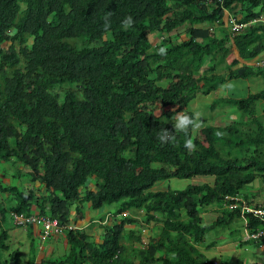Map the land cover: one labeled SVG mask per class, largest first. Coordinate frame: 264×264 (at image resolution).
I'll list each match as a JSON object with an SVG mask.
<instances>
[{"label":"trees","instance_id":"16d2710c","mask_svg":"<svg viewBox=\"0 0 264 264\" xmlns=\"http://www.w3.org/2000/svg\"><path fill=\"white\" fill-rule=\"evenodd\" d=\"M222 6L240 20L264 17V0H223ZM222 6L219 0H0V159L27 166L30 180L44 189L38 195L10 186L15 202L0 203V264H18L15 253L3 256L10 210L38 207L65 223L72 206L80 218L85 202L98 208L120 201L116 213L143 209L146 223L162 224L136 249V258L123 254L129 245L121 240L137 220L122 216L102 227L101 241L69 229L65 257L35 261L33 254L27 264H211L199 247L206 231L238 217L246 220L240 231L246 236L263 227L261 216L227 208L202 223L200 207L226 196L264 205L246 190L256 178L264 184V66L246 63L264 53V23L232 36L243 62L233 56L221 71L204 72L205 58L220 54L225 63L232 53ZM109 11L112 24L105 32ZM128 15L135 24L124 31L121 21ZM217 20L221 36L204 25ZM179 27L184 38H178ZM151 32L161 37L155 45ZM162 46L165 56L156 54ZM249 76H260L262 88L218 99L240 110L241 119L191 132V151L183 133H174L175 142L157 139L163 129L174 131L178 111L193 113L188 104L197 94ZM197 175L213 179L150 190L159 180ZM90 179L94 188L87 186ZM128 233L125 238L141 240L135 230Z\"/></svg>","mask_w":264,"mask_h":264},{"label":"rangeland","instance_id":"374dc122","mask_svg":"<svg viewBox=\"0 0 264 264\" xmlns=\"http://www.w3.org/2000/svg\"><path fill=\"white\" fill-rule=\"evenodd\" d=\"M184 30H180L178 32V38H183L182 33ZM217 36H221L222 32L220 29L216 30ZM149 38L152 43H157L159 41V35L155 32L149 34ZM232 53L229 54L225 58V63L220 61V54H215V57H210L209 59L205 58L204 63L207 62V65L203 67L204 72L212 71L215 69V71L222 70L224 69V66L226 63H229V61L232 59L233 56H235L236 49L234 46H232ZM208 70V71H206ZM231 83L232 87L226 88L222 87V85L217 88L216 90H213L209 93L206 94H197L196 97L188 104V109L192 110L193 112H198L200 113V121H201V126L194 130L193 133H196L200 128H202L205 125H219V126H224L232 121L239 120L242 117V112L238 110L235 106L225 104V103H220L219 98L223 96H232L235 98L243 97L249 92H256L260 88H262V79L260 76H249L247 78H233L225 82L223 85H226L227 83ZM260 104V103H258ZM259 106V105H258ZM257 107V110H260V108ZM156 113H159V109L155 110ZM259 115L261 114L260 111H258ZM261 119H264V113L261 114ZM28 167L24 166L22 163L13 161L11 160H6V161H0V175L1 173H5L6 181L8 179L11 180V183L5 182V180L1 179L3 181V185H13L16 187L17 191H28L27 186H31L33 189L38 185V182H32L30 180V175L28 174ZM213 179V176L211 175H197V176H192L190 178H176L172 177L164 182L159 181L158 183V188L164 189L166 187L173 188V189H180L184 188L188 184H195V183H201V182H211ZM155 183V184H157ZM2 185V183L0 182ZM155 186V185H154ZM157 187V186H156ZM249 194H254L258 195L261 202H264V184L261 182V178H256L254 182L248 186L246 189ZM2 197V199H7V203L9 204L10 202L14 201V193L10 191L9 195H5ZM119 202H112V203H107L103 204L102 206L98 208H91L93 211H96L97 217H104V215L109 212L113 214L112 212L119 206ZM219 202L212 203L210 205L203 207H200L201 210V216L203 219L204 223H209L211 222L215 216H216V207L213 206H219ZM210 208V209H209ZM86 211V209H85ZM208 211V212H207ZM146 216L144 215V218ZM8 219V218H7ZM115 220V219H113ZM151 223V222H150ZM242 219H234L231 221V223L228 226H218L208 232L205 236L204 242L201 244H204V247H202V250L205 251V255L207 258H213L217 257L218 255L214 252L212 248H209L207 244L209 243L210 240H227L230 239L231 237L229 236L230 233H233V236H239L240 231L242 230ZM5 227L9 228V225L4 222L3 224ZM135 229L137 227L134 225L133 226ZM130 226H127L124 231V235L127 236L126 232L128 233ZM160 226L156 223H153L151 226V232H148L147 229H145L148 233L151 235H156ZM129 234V233H128ZM121 240V242L125 245L127 242H129L128 237ZM19 239V236H11V244L10 248L5 250L3 252V256L7 257L8 253H11L13 247L18 248V253H17V260L18 262L25 264L27 261L28 256L30 255L31 251L30 247L23 245L22 240L20 239V242H17ZM30 240L34 241V246H46V243L40 242L37 237L30 238ZM252 244H256L253 242ZM128 250L123 253L124 255H128V257L134 258L136 255V249L138 250L142 246L135 245L134 243L130 242L128 243ZM257 245V244H256ZM134 248V250H133ZM249 248H253L251 245L244 246L242 245L239 248H235L233 252L223 255V259L228 258V262L233 264L236 262V260H244L246 262L250 261H256V253L253 251H249ZM160 251V250H159ZM157 251L156 254H159L160 252ZM67 253L61 254H56L55 256H51L53 259H60L62 257H65ZM8 258V257H7ZM240 262V261H239ZM48 264V263H47Z\"/></svg>","mask_w":264,"mask_h":264},{"label":"clouds","instance_id":"9594fccd","mask_svg":"<svg viewBox=\"0 0 264 264\" xmlns=\"http://www.w3.org/2000/svg\"><path fill=\"white\" fill-rule=\"evenodd\" d=\"M219 2H220V4H221V6H222V3H223V0H219ZM222 10H223V17H222V20H223V22H224V27H226L227 28V31H228V33H229V36H230V38H231V43H232V45H233V41H232V34H231V32H230V29H229V26H228V24H227V14L229 13V14H234V13H232V12H229V10L227 9V8H225V7H223L222 6ZM112 15H113V12H111V11H109V12H107V14L103 17V25H102V27H103V30L105 31V32H108L110 29H111V24H112V21H111V17H112ZM237 18H238V20H240V17L237 15V14H234ZM250 19H252V18H250ZM249 19H247V20H240V21H248ZM219 23H220V21H215L213 24H204L205 26H207V28H208V30L211 32V33H213V34H216V30L218 29V27H219ZM256 23V22H255ZM255 23H252V24H255ZM257 23H261V22H257ZM264 23V22H263ZM134 24H135V20H134V18H133V16H131V15H128V16H126L122 21H121V27H122V29L124 30V31H127V30H129L130 28H132L133 26H134ZM251 25V24H250ZM248 27V26H247ZM180 28V27H179ZM178 28V29H179ZM184 28V27H183ZM177 29V30H178ZM177 32V31H176ZM151 33H153V32H151ZM156 33V32H155ZM238 33H240V32H238ZM238 33H236V34H238ZM150 34V33H149ZM158 34V33H157ZM178 34V33H177ZM185 34V33H184ZM159 35V34H158ZM217 35V34H216ZM235 35V34H234ZM149 36V35H148ZM159 40H161V37H160V35H159ZM150 39V38H149ZM151 41V40H150ZM159 42V41H158ZM157 42V43H158ZM152 43V42H151ZM156 43H152V45H155ZM234 46V45H233ZM234 48H235V46H234ZM236 49V48H235ZM237 50V49H236ZM232 51H233V49H232ZM157 55H161V56H165V55H167V47L166 46H162V47H160L159 49H158V51H157V53H156ZM236 58H238L239 60H241V58L238 56H235ZM261 59H264V55L263 56H259L255 61H253V62H246L247 64H252V65H259V66H264V65H262V64H259L258 62L261 60ZM222 87H226V88H231L232 87V84L229 82V83H227L226 85H222ZM247 95V94H246ZM245 95V96H246ZM172 126H173V129H174V131H169V130H167V129H163L162 131H161V133L158 135V137H157V139L162 143V144H166V143H170V142H175V140H176V136H175V134L174 133H183L184 134V136H185V141H184V147L186 148V149H188V150H194L195 149V145H194V142H193V139H192V137H191V132H193L194 130H196V129H198L200 126H201V121H200V113H198V112H193L191 115H189L187 112H185V111H178L177 112V114H176V116H175V118H174V121L172 122ZM215 135L217 136V137H221V136H223V133L222 132H219V131H217L216 133H215ZM12 160H13V158H11ZM0 161H3L2 159H0ZM14 161V160H13ZM4 162V161H3ZM3 175H5V173H1V175H0V178L1 179H3ZM0 179V181H1V183H2V185L0 184V203L3 205V206H9V205H12L14 202H15V195H14V201L12 202V203H9V204H5V200L6 199H2V197L4 196L3 194L6 192V191H12V192H14V190H11L12 188L10 187V186H13V185H3V181ZM165 180H167V179H165ZM165 180H159V181H162V182H164ZM159 181H157V182H159ZM35 182H37V181H35ZM156 182V183H157ZM155 185V186H154ZM151 188H150V190H165V189H167L168 187H166V188H164V189H161V188H158V183L157 184H154ZM87 186H91V187H93L94 188V184H93V181H91V179L87 182ZM157 186V187H156ZM29 188H32L31 186H29ZM29 188H27V189H29ZM37 189H39V191L41 190V192L40 193H42L43 194V191H44V189H43V187H42V185H40V183L38 182V185L35 187V193L36 194H40L38 191H37ZM43 190V191H42ZM243 197V196H242ZM242 197H240V196H238V195H234V196H226V198H225V201L223 202V203H220V205L219 206H213V207H216L215 209H216V216H215V218L214 219H216V217L218 216V214H220V209H222V208H227V209H229L230 211L231 210H235V209H239L242 213H244V211H246V212H248V213H252V215H253V217H255V216H257V217H260L261 216V221H262V223H261V226L263 225V227H260V228H257V227H255L254 228V231L253 232H251V233H249V234H247V236L245 235V236H242L241 237V239L243 238V240L241 241V242H245V240H247V239H249V238H253L255 241H253V242H255V243H257L258 245H264V234L263 235H260V236H256V234H257V232H259V231H261V230H263L264 229V215H255L254 213H253V209H255V208H259V209H263L264 210V205L263 204H257V205H251V203H245V200H244V198H242ZM233 203H238V204H236V206H231ZM89 205V206H88ZM89 207L90 209H91V207H90V204L88 203V202H85V203H83L82 204V208H83V210H82V213H84V211H85V209H86V207ZM117 209H118V207L112 212L113 214H111V213H109V212H107L105 215H104V217H95V218H93V219H91L89 222H88V224L86 225V226H83V225H78L77 224V221L80 219V218H76V216H77V212H76V210H75V208H74V206H72L71 208H70V210H69V213H68V219H67V221L65 222V223H62L61 221H60V219H59V217L58 216H56V215H50V214H48V213H41L40 211H39V209H38V207H36L34 210H32L30 213H24V212H18V211H12V210H10L9 211V214H8V221H9V223H10V225H12L13 227H15V228H29V227H36L37 228V236H38V238H39V241L40 242H45V241H47L48 239H50V238H52V237H54V236H57V235H64L65 236V238H66V232H67V230H69V229H84V227H88L89 225V227H93V226H96V227H98L97 228V234L94 236V237H92V238H90V239H95V240H99V241H101V239H102V236H103V229H102V227H104L105 225H108V224H111L113 221L114 222H118L119 221V218L120 217H122V216H132V217H134L137 221L135 222V224H128L127 226H130V228L129 229H133V230H135L136 231V233H139L140 234V236H141V240H137V238H132V236H130L129 235V242H127V244L128 243H130V242H132V243H134L135 245H138V246H142L141 248H139V249H141L142 250V248H144L147 244V241H148V239H149V237H151V236H155V235H151L150 233V236L149 237H146V238H144V236H143V233H145V232H147L145 229H147L148 230V232H151V226L153 225V223H156V224H158L159 226H161L162 224L161 223H159V222H154L153 220L151 221V223L149 222V223H146L145 222V218H144V215L146 216V214H145V212H144V210L143 209H137V210H134V211H132V210H124V211H122V212H120V213H116L117 212ZM210 209V208H209ZM75 210V215L73 214L72 216H71V212L70 211H74ZM208 212V211H207ZM14 213H17V214H20V213H22V214H24L25 216H31V215H33V216H37V217H41V218H45V219H49V220H55L56 221V225H57V228H58V230L56 231V232H49L48 234H45L44 233V227L42 226V224H40V223H31V222H23V223H21V224H17V223H15L14 222V220H13V214ZM113 219H115V220H113ZM213 219V220H214ZM234 219H236V218H234ZM233 219V220H234ZM237 219H242L243 220V223H242V225H246V220L243 218V217H238ZM212 220V221H213ZM211 221V222H212ZM111 222V223H110ZM211 222H209V223H211ZM202 223L203 224H207V223H204L203 222V219H202ZM3 224H4V222H3ZM136 226L137 227V229H135L133 226ZM5 227V226H4ZM216 228V227H215ZM5 229L7 230V234H8V239H7V243H8V247H7V249H9L10 248V234H9V228H7V227H5ZM214 229V228H213ZM213 229H211V230H213ZM85 230V229H84ZM211 230H208V231H206L204 234H203V242H204V240H205V236H206V234L208 233V232H210ZM246 232H247V230H245ZM250 236V237H249ZM20 240H18L17 242H19ZM210 242V241H209ZM245 243H248V242H245ZM33 244V245H32ZM206 243H204V244H199V247L201 248V250H202V247H204V245H205ZM126 245V244H125ZM207 246L209 247V248H211V246H209V243L207 244ZM33 247H37V246H34V243H31L30 244V250H32L33 249ZM69 251V250H68ZM67 251V252H68ZM206 251V250H205ZM205 251L203 252V250H202V252L204 253V255H205ZM13 252V255H14V253H15V257L17 258V253H18V248L15 246V247H13V249H12V251H11V253ZM66 252V253H67ZM35 255V252H33V251H31V253H30V255L28 256V258H27V261L25 262V264H27V262L29 261V259L32 257V255ZM8 255H9V253H8ZM51 256L52 255H50V256H46L45 258H42V259H36V255L34 256V258H35V261H38V260H46V259H53V258H51ZM138 256V253H136V255H135V258ZM205 258H207L206 257V255H205ZM208 260H211V264H223L224 262L225 263H227V260H224V262L223 263H221L220 262V260L219 259H215L214 257L213 258H207ZM8 261V260H7ZM6 261V264H12V261H8L7 262ZM242 262L243 264H255V263H262V262H257V261H250V262H246V261H243V260H238V261H236L235 263H233V264H236V263H238V262ZM16 262L18 263V264H22V263H20V262H18V260H16ZM224 263V264H225ZM227 264H229V263H227ZM231 264V263H230Z\"/></svg>","mask_w":264,"mask_h":264},{"label":"crops","instance_id":"0c3cea01","mask_svg":"<svg viewBox=\"0 0 264 264\" xmlns=\"http://www.w3.org/2000/svg\"><path fill=\"white\" fill-rule=\"evenodd\" d=\"M182 29L184 30L183 27H180L177 30V33ZM182 36L185 37L184 32L182 33ZM263 55H264V53L261 54L260 56H263ZM235 56L238 57V51L237 50H236ZM240 61L243 62L242 59ZM5 179H6L5 175H3V180H5ZM8 181L11 183L10 179H8L7 181L5 180V182H8ZM27 188H29V186H27ZM4 194L9 195L10 191H6ZM12 202H10V203H12ZM5 203H7V199L5 200ZM88 206L86 207V211H84V213L82 214L80 219L77 221L78 225L86 226L91 219L97 217V216H95L96 211H93ZM70 212H71V216L73 214L75 215V213H76L75 210L70 211ZM6 223L9 225L10 237L11 236H19L18 240L21 239L23 245L30 247V244L34 243V241L30 240V238L37 237V239L39 240V238L37 236V228L36 227H29L28 229L27 228H15L12 225H10V223L7 219H6ZM89 226L84 227V229L88 233L89 239H90L97 234V228L98 227H96V226L89 227ZM231 235L232 234H229V236L231 238L227 239L225 241H223V240H210L209 243H213L211 245V248L218 255V258L214 257L215 259H219L221 263H223L224 260H227V263H229L228 258L223 259V255H227V254L233 252L235 248H239L242 245H244V246L251 245L253 248H249V251H253L256 253L255 254L256 255V261L257 262H264V245H258L257 243H256L257 245L252 244L253 242H248V243H245L244 241L241 242L243 240V238L241 239V237L245 236L244 233H240L239 236H234V237ZM143 236H144V238H146V237H149L150 234L148 232H145V233H143ZM44 243H46V246L33 247L32 251L35 252L36 259H42V258H45L46 256H50V255L55 256L56 254L62 255L63 253H66L69 250V245H68L64 235L54 236V237L48 239L47 241H45ZM204 251L205 250H203V252ZM236 261H238V260H236Z\"/></svg>","mask_w":264,"mask_h":264},{"label":"built area","instance_id":"2783aa9c","mask_svg":"<svg viewBox=\"0 0 264 264\" xmlns=\"http://www.w3.org/2000/svg\"><path fill=\"white\" fill-rule=\"evenodd\" d=\"M257 22H264V17H254L252 19H249L248 21H240L234 14H227V24L229 26L230 32L232 35L243 31L247 26H249L252 23ZM259 64L264 65V59H261ZM238 203H233L231 206H236ZM253 213L255 215H264V210L255 208L253 209ZM13 220L17 224H21L23 222H31V223H40L44 227V233L48 234L49 232H56L58 230L56 221L55 220H49L37 216H25L24 214L20 213H14L13 214ZM264 234V229L257 232L256 236H260Z\"/></svg>","mask_w":264,"mask_h":264}]
</instances>
